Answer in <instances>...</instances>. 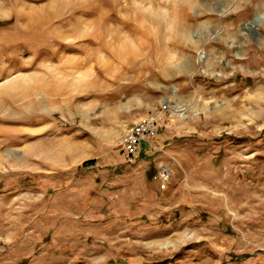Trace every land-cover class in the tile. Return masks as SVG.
<instances>
[{
    "label": "rangeland",
    "instance_id": "374dc122",
    "mask_svg": "<svg viewBox=\"0 0 264 264\" xmlns=\"http://www.w3.org/2000/svg\"><path fill=\"white\" fill-rule=\"evenodd\" d=\"M0 5V264H264V0Z\"/></svg>",
    "mask_w": 264,
    "mask_h": 264
},
{
    "label": "built area",
    "instance_id": "2783aa9c",
    "mask_svg": "<svg viewBox=\"0 0 264 264\" xmlns=\"http://www.w3.org/2000/svg\"><path fill=\"white\" fill-rule=\"evenodd\" d=\"M157 121L155 119H143L137 122L126 134L123 141V151L128 158L136 156L143 143L154 137L157 131ZM162 176L167 177L168 172L162 171Z\"/></svg>",
    "mask_w": 264,
    "mask_h": 264
},
{
    "label": "trees",
    "instance_id": "16d2710c",
    "mask_svg": "<svg viewBox=\"0 0 264 264\" xmlns=\"http://www.w3.org/2000/svg\"><path fill=\"white\" fill-rule=\"evenodd\" d=\"M94 162H90L89 164H85L84 166L87 167L89 165H92Z\"/></svg>",
    "mask_w": 264,
    "mask_h": 264
},
{
    "label": "bare ground",
    "instance_id": "6f19581e",
    "mask_svg": "<svg viewBox=\"0 0 264 264\" xmlns=\"http://www.w3.org/2000/svg\"><path fill=\"white\" fill-rule=\"evenodd\" d=\"M0 9H1V5H0ZM14 82V81H13ZM16 83L14 82L13 84H10L11 86L10 87H12V86H14Z\"/></svg>",
    "mask_w": 264,
    "mask_h": 264
},
{
    "label": "water",
    "instance_id": "95a60500",
    "mask_svg": "<svg viewBox=\"0 0 264 264\" xmlns=\"http://www.w3.org/2000/svg\"><path fill=\"white\" fill-rule=\"evenodd\" d=\"M254 24L256 25V24H257V22H254Z\"/></svg>",
    "mask_w": 264,
    "mask_h": 264
}]
</instances>
